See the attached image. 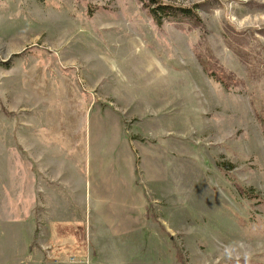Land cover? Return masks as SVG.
<instances>
[{
  "label": "rangeland",
  "instance_id": "rangeland-1",
  "mask_svg": "<svg viewBox=\"0 0 264 264\" xmlns=\"http://www.w3.org/2000/svg\"><path fill=\"white\" fill-rule=\"evenodd\" d=\"M153 1L0 0V264H264V0Z\"/></svg>",
  "mask_w": 264,
  "mask_h": 264
},
{
  "label": "trees",
  "instance_id": "trees-1",
  "mask_svg": "<svg viewBox=\"0 0 264 264\" xmlns=\"http://www.w3.org/2000/svg\"><path fill=\"white\" fill-rule=\"evenodd\" d=\"M151 2L156 3V1H153V0H151ZM169 10L170 9L167 6H156L150 10V15H151L152 19L154 20V22L157 25H160L163 17L173 18V17H175V14H176V16H179V17L182 16V17L186 18L187 13L189 12V11H185V10L184 11L180 10L179 13H177V12H173L172 10L171 11H169ZM4 65L6 66L7 64H4ZM239 192L241 195L244 194V192L240 189H239ZM149 212H150L149 215L153 217L152 218V220H153L155 218L154 213H153V211H149ZM159 230L163 232V229H161V227ZM171 247L173 250H175L174 255H175L176 259L178 260V262H180V264L184 263L183 257L181 255L180 251L176 248V246L173 244V245H171Z\"/></svg>",
  "mask_w": 264,
  "mask_h": 264
}]
</instances>
